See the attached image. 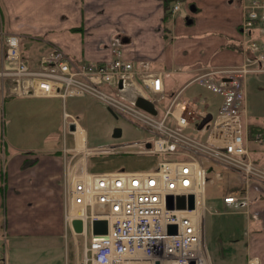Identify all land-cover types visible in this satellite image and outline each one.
Masks as SVG:
<instances>
[{"label":"built area","instance_id":"1","mask_svg":"<svg viewBox=\"0 0 264 264\" xmlns=\"http://www.w3.org/2000/svg\"><path fill=\"white\" fill-rule=\"evenodd\" d=\"M244 8L239 25L241 50L254 56L239 65L201 68L191 82L170 96L162 114L157 102L166 97L165 72L153 70L150 60L136 65L115 47L110 60L75 64L64 51L54 48L41 58L39 69H32L20 37L0 32V106L16 94L64 99L91 96L152 133L142 141L119 145L138 146L141 153L166 157L148 170L91 172V155L108 153L105 150L119 145L89 146L78 117L65 112L66 127L74 134L75 145L65 148L63 155L64 235L68 238L73 234L77 252L78 237H84L79 264H212L205 240L207 182L223 180L225 171L244 178L245 189L239 194H226V205L240 203L250 187L264 191V166L251 156L249 147L251 140L263 143L264 134L250 129L246 94L247 75L264 72V47L254 35L264 27V0H250ZM178 11L186 14L179 1L172 7L173 13ZM136 78L141 86L129 96L127 86ZM196 82L222 97L205 141L186 132L208 114L199 98L183 96ZM141 95L154 102L157 114L136 105ZM78 128L86 133L83 147L78 145ZM190 195H194V207L189 208L187 203L179 208L177 198ZM76 219L83 223L82 232L75 230ZM95 220H106L108 232L94 234Z\"/></svg>","mask_w":264,"mask_h":264},{"label":"crops","instance_id":"2","mask_svg":"<svg viewBox=\"0 0 264 264\" xmlns=\"http://www.w3.org/2000/svg\"><path fill=\"white\" fill-rule=\"evenodd\" d=\"M242 1L186 0V14L173 13L177 1L169 0H0V10L5 30L20 37L24 55L25 40L36 49L32 58L25 55L32 69H39L41 58L54 48L81 64L110 60L112 49L119 47L134 64L150 60L153 70L165 72V95L171 96L176 88L170 84L171 75L186 79L179 86L182 89L203 67L239 65L254 56L241 50ZM254 35L264 44V27ZM138 86L141 81L136 78L127 86L128 95H135ZM13 97L4 100L0 115L2 237L18 240L64 234L63 155L65 148H72L66 140L70 131L65 120L70 97H21L32 103V118H57L58 127L52 133L57 130L63 135L47 144H27L9 134L7 109ZM258 106L264 115V102ZM39 111L45 115L38 117ZM247 122L253 133L264 134V116L253 121L248 108ZM249 147L251 156L264 166V141L251 140ZM225 179L224 196L245 189L240 174L225 171ZM244 196L240 203L227 205L236 208L243 222L227 232L226 245L219 250L222 264H264V191L250 187ZM75 264H79L78 256Z\"/></svg>","mask_w":264,"mask_h":264},{"label":"rangeland","instance_id":"3","mask_svg":"<svg viewBox=\"0 0 264 264\" xmlns=\"http://www.w3.org/2000/svg\"><path fill=\"white\" fill-rule=\"evenodd\" d=\"M250 0H243L242 4L249 3ZM182 6H186V0H181ZM7 32L4 28V21L0 10V32ZM260 44L264 47L263 42ZM25 55L32 58L35 56L36 49L31 48L28 41L23 42ZM185 80L176 76H170V84L175 85L177 92ZM247 105L251 113V119L257 121L263 118V114L258 109V104L264 102V72L249 73L246 79ZM186 97H197L205 112L217 114L222 97L212 92L200 83L190 85L183 93ZM24 95H14L11 100L8 112V131L15 134L16 138L27 141V144L50 143L59 140L63 134H56L57 118L47 117L41 111L38 117L45 115L42 120L32 118L31 102L21 99ZM8 99V98H7ZM11 99V98H10ZM171 100L170 93L157 102V107L162 114ZM14 104L17 105L15 109ZM40 105V104H39ZM68 111L78 117L81 127L87 132L89 146L100 145H119L142 141L152 133L135 125L125 116H114L108 106L91 96L70 97L66 100ZM4 113L3 106H0V115ZM35 114V112H34ZM6 118V116H5ZM212 122L203 129H198L195 125L186 128V132L191 136L205 141L209 134ZM121 129L122 135L119 138L113 137L114 131ZM3 131V130H2ZM5 132V130H4ZM66 140L70 146L75 145L73 133H66ZM140 147L134 145H119L115 149L105 150L108 153H94L89 157V170L91 172H113L119 170L136 171L155 168L165 156L154 153H141ZM219 170V168H216ZM213 178L214 173L211 174ZM225 180L208 181L206 185L205 202V233L206 244L211 256L212 264H222L219 250L225 247L227 232H230L238 224L242 223L241 216L236 208L227 206L224 202ZM4 209H0V264H75L77 253L83 259L84 237L79 236V250L76 251V243L73 234L68 238L64 234H52L47 237L34 239L11 240L2 237L4 234ZM240 216V218H239ZM91 234L89 235V237ZM7 252V253H6Z\"/></svg>","mask_w":264,"mask_h":264},{"label":"water","instance_id":"4","mask_svg":"<svg viewBox=\"0 0 264 264\" xmlns=\"http://www.w3.org/2000/svg\"><path fill=\"white\" fill-rule=\"evenodd\" d=\"M192 8V7H191ZM192 9H195L194 7ZM192 22V19L189 20V23ZM120 86H122V80L120 81ZM136 105L149 111L152 112L154 114L158 113V110L155 107V104L152 100H150L149 98L145 97V96H138L136 98ZM110 110V112L117 117V114L110 108H108ZM212 120V113H208L206 114L202 120L200 121V123L198 124L197 128L203 129L210 121ZM71 130L75 129V126L72 124L70 126ZM122 135L121 129L117 128L114 133H113V137L115 138H119ZM151 144H148V147H150ZM212 168L209 169V171H211ZM177 206L179 208H185L187 206L188 203V207L189 208H193L195 203H194V195H190L188 198H186L185 196H179L177 198ZM172 206V204H171ZM74 227L76 232H82L83 231V223L81 220L76 219L74 221ZM174 227L170 228V231H173ZM93 232L94 234H104L108 232V222L106 220H95L93 222ZM155 264H160L159 261H156Z\"/></svg>","mask_w":264,"mask_h":264},{"label":"bare ground","instance_id":"5","mask_svg":"<svg viewBox=\"0 0 264 264\" xmlns=\"http://www.w3.org/2000/svg\"><path fill=\"white\" fill-rule=\"evenodd\" d=\"M76 134H77L78 145L80 147L85 146V144H84V139L86 138L85 131L83 129H81V128H78L77 131H76Z\"/></svg>","mask_w":264,"mask_h":264},{"label":"trees","instance_id":"6","mask_svg":"<svg viewBox=\"0 0 264 264\" xmlns=\"http://www.w3.org/2000/svg\"><path fill=\"white\" fill-rule=\"evenodd\" d=\"M169 1H178V0H169ZM172 11V10H171ZM169 13V12H168Z\"/></svg>","mask_w":264,"mask_h":264}]
</instances>
